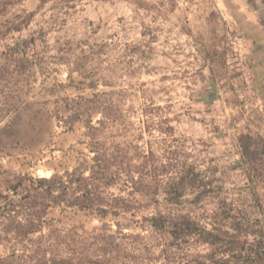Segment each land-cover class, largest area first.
Returning <instances> with one entry per match:
<instances>
[{
    "label": "rangeland",
    "instance_id": "obj_1",
    "mask_svg": "<svg viewBox=\"0 0 264 264\" xmlns=\"http://www.w3.org/2000/svg\"><path fill=\"white\" fill-rule=\"evenodd\" d=\"M10 1L2 19L22 10L33 16L0 49L42 29L50 54L56 41L67 39L74 54L81 48L103 53L73 68V79L66 64L52 63L46 77L15 82L0 93V102L15 109L0 122L1 169L45 175L71 168L78 151H86L85 127L80 121L69 127L64 106L77 95L125 87L136 125L142 105L164 106L192 161L211 169L215 184L246 215H256L237 142L241 133L264 137V21L255 0ZM256 186L264 206V184ZM182 200L180 209L196 217L215 203L206 198L196 204L190 194ZM55 215L65 226L90 230L100 224L84 211Z\"/></svg>",
    "mask_w": 264,
    "mask_h": 264
},
{
    "label": "trees",
    "instance_id": "obj_2",
    "mask_svg": "<svg viewBox=\"0 0 264 264\" xmlns=\"http://www.w3.org/2000/svg\"><path fill=\"white\" fill-rule=\"evenodd\" d=\"M10 3L0 0V46L33 16L22 10L2 19ZM43 34L40 29L2 45L0 93L15 82L46 77L52 63L66 64L73 79V68L103 53L81 48L74 54L67 39L56 41L50 54ZM130 95L121 87L77 95L64 106V122L85 127L86 151H78L71 168L34 175L0 167V264H264V206L256 190L264 184V137H237L256 199L250 217L215 184L211 169L192 161L164 106L144 104L141 125L132 121L137 111L126 101ZM14 110L0 102V122ZM188 194L196 204L214 198L213 209L197 217L183 211ZM70 210L96 216L100 224L90 230L65 226L55 213Z\"/></svg>",
    "mask_w": 264,
    "mask_h": 264
},
{
    "label": "crops",
    "instance_id": "obj_3",
    "mask_svg": "<svg viewBox=\"0 0 264 264\" xmlns=\"http://www.w3.org/2000/svg\"><path fill=\"white\" fill-rule=\"evenodd\" d=\"M255 9L259 17L264 21V0H255Z\"/></svg>",
    "mask_w": 264,
    "mask_h": 264
},
{
    "label": "bare ground",
    "instance_id": "obj_4",
    "mask_svg": "<svg viewBox=\"0 0 264 264\" xmlns=\"http://www.w3.org/2000/svg\"><path fill=\"white\" fill-rule=\"evenodd\" d=\"M43 175V174H42ZM45 175H50V172L48 171Z\"/></svg>",
    "mask_w": 264,
    "mask_h": 264
}]
</instances>
